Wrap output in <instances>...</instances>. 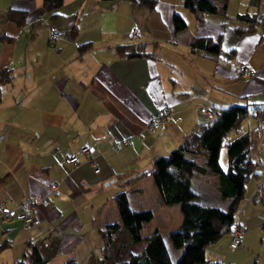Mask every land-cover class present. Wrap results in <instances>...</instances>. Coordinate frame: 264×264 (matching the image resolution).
<instances>
[{
	"label": "crops",
	"instance_id": "obj_1",
	"mask_svg": "<svg viewBox=\"0 0 264 264\" xmlns=\"http://www.w3.org/2000/svg\"><path fill=\"white\" fill-rule=\"evenodd\" d=\"M41 4L0 0V36H7L0 39V67L9 65L14 73L0 100V202L16 207L29 196L51 201L35 207L32 224L0 216V243L7 242L0 249V264L21 258L27 240L39 245L47 264L69 257L79 264H103L107 247L101 228L120 220L116 193H146V185L134 184L133 178L150 179L154 156L168 153L209 119L200 108L264 102V23L241 35L234 29L239 12L264 15V0L252 9H236L232 19L206 13L203 21L183 0H157L153 9L135 10L129 0H63V23L51 22ZM9 7L26 9V22L3 18ZM174 11L187 23L180 31L173 25ZM72 20L78 26L74 37L66 28ZM54 24L59 33L50 45ZM135 27L140 34L130 37L127 32ZM85 41L91 46L79 52ZM132 41L147 42L154 54L129 58L115 52V45ZM216 41L219 50L210 51L207 46ZM245 62L256 74H242ZM162 107L170 111L165 128L148 130L147 123ZM117 142L120 149L114 148ZM83 144L95 146L94 165L81 152ZM69 153L79 157L78 164L65 161ZM219 158L226 168L224 145ZM128 177L132 184L125 183ZM206 179L194 178L195 188ZM153 185L150 193L158 196L159 207L160 193ZM197 191L201 204L219 203L210 193L202 198ZM213 191L219 194L217 188ZM253 194L257 207L250 206L246 214L234 212V220L245 227L241 243L231 247L229 232L223 234H229L235 252L222 248V235L206 247L207 262L264 264V181ZM142 207L154 215L152 202ZM208 250L215 254L207 256Z\"/></svg>",
	"mask_w": 264,
	"mask_h": 264
},
{
	"label": "trees",
	"instance_id": "obj_2",
	"mask_svg": "<svg viewBox=\"0 0 264 264\" xmlns=\"http://www.w3.org/2000/svg\"><path fill=\"white\" fill-rule=\"evenodd\" d=\"M129 1L133 5V10L153 9L157 3V0ZM260 1L252 0V4L259 6ZM183 3L195 14L198 21H203V15L206 13L226 15L228 0H222L220 6L214 0H183ZM62 4L63 0H42L41 5L48 13L51 22H64L59 12ZM2 16L22 25L26 22L27 10L9 7ZM234 18V29L239 35L251 32L259 24L264 23V15L255 12H239ZM172 21L176 31L187 26L185 18L176 11L173 12ZM51 28L59 33L55 24ZM66 28L69 36H76L78 26L75 20L68 23ZM4 38L7 36H0V39ZM195 42L196 39L193 43ZM90 46V41L79 43V52L85 51ZM207 47L210 51L217 52L220 42H212ZM114 49L120 56L129 58L154 54L147 49L145 41L119 43ZM13 78L11 66L0 67V100L3 87L12 82ZM217 109L216 113L208 115V120L185 134L180 144L170 149L168 153L153 158L151 174L162 201L165 204L179 203L181 207L183 216L179 228L168 232V239L174 247L181 248V252L173 258L164 234L157 227L149 235H141V227L153 217V211L148 207L132 208L127 192L122 190L115 195L120 220L109 222L101 228L107 247L103 264H197L208 261L205 255L206 247L228 232L237 205L244 196L247 181L251 175L259 174L256 166L260 160L256 155L259 149L263 148V144L258 143L257 133L261 130L264 133V102H232ZM250 112L257 120V124L253 127L255 133L251 130L240 132L239 123ZM231 131L236 133L229 137ZM223 145L227 153L226 168L222 167L219 158ZM210 176H213L221 199L226 202L224 208L201 204L198 201L200 196L195 188L194 178ZM131 181L129 179L125 183ZM0 216L19 220L14 216L9 218ZM123 228L129 235L124 237L121 234ZM141 241H144L142 248H135L134 245ZM6 244L7 242L0 243V249ZM221 263L213 262V264ZM12 264H47V261L42 256L39 245L33 240H27L22 257ZM60 264L79 263L74 257H69Z\"/></svg>",
	"mask_w": 264,
	"mask_h": 264
},
{
	"label": "rangeland",
	"instance_id": "obj_3",
	"mask_svg": "<svg viewBox=\"0 0 264 264\" xmlns=\"http://www.w3.org/2000/svg\"><path fill=\"white\" fill-rule=\"evenodd\" d=\"M228 3L229 4H228V9H227V14L221 15L224 18H231L232 19V16H230V14L234 13V11H236V9H242L241 11H245L246 7L247 8L249 7V9L257 7V5H254L255 6L254 7L250 4H248L249 3L248 0H228ZM24 38H25V33L22 36V40L20 43L22 45L21 47L24 46ZM256 124H257V120L254 118V116L250 112L240 121L238 129L240 132H243L246 130H251V132L255 133V130L253 129V127ZM235 133H236L235 131H231L228 136L232 137L235 135ZM262 134H264V133H262V130L257 133L258 143L261 142L263 144V148L259 149V151L257 152L258 155H256V157L260 160V162L256 166V170L259 172V174L257 176L251 175L250 179L247 181L244 196L239 201L237 208H236V211H235V214H246V213H248V209L250 206L252 208H254V207H257L256 205H258V202L255 201V199H254L253 192L255 191L258 182L264 181V137H262ZM258 148H259V145L257 146V149ZM199 160H202V158H199ZM128 178L130 179V177H128ZM131 178H133V177H131ZM206 178H207L206 182H205V180H203L202 185L207 184L210 186V188L206 190V189H204V187H202V185L196 184V189H198L201 192L202 198H204L205 195L210 193L211 194L210 199L213 198L212 201H214V202L219 201V203L217 205L222 207V208L225 207V203H226L225 200L221 199L219 194H214L213 187L216 188V186H215L213 178L212 177H206ZM132 182H134V184L135 183H137V184L143 183L146 185L148 190L146 191V193L144 195L140 194L139 192L133 193V192H130V190L127 191L130 206L132 205V208H134V209L138 208L139 209V208H142V205H144L145 202H149V203L152 202L153 205H155L153 217L150 220L146 221L141 227L140 233L142 236L149 235L155 227H158L160 232L164 235H167L169 229L174 230V229L179 228L181 221H182V216H183L180 204L179 203H172V204H169V206H170L169 208H165V203L161 199L162 202L159 203L158 204L159 207H157L158 196L157 195L155 196V194L153 192L150 193V191L152 190L151 186H152V184H154V180H153L152 176L150 177V179H140V178L135 179V178H133ZM194 183H195V180H194ZM130 184H132V183L130 182ZM153 186H154V188H156L155 185H153ZM260 206H262V205H260ZM117 209L118 208H116V210ZM110 213L111 212H108V211L105 212L106 215H110ZM170 225H172V226H170ZM121 234L124 237L127 234L129 235L127 230L124 228H123ZM262 236L263 235H261V234L255 235L257 242L260 241ZM221 238H222V236L218 240L220 241ZM229 240H230L229 234L223 235V239L221 240L222 248H224V249L229 248L227 250L229 253L235 252V249H232L229 247ZM143 244H144V241H141V242L136 243V245H134V247L141 249ZM169 248H170V252H171L173 258H176L177 255L181 252V248L174 247L172 245V243L170 242V240H169ZM206 253H207V256H210L211 255L210 253H213L212 255L215 254L214 251L210 252L209 250ZM211 257H214V256H211ZM246 262H248V259H246ZM197 264H211V263L206 261V262L197 263Z\"/></svg>",
	"mask_w": 264,
	"mask_h": 264
},
{
	"label": "built area",
	"instance_id": "obj_4",
	"mask_svg": "<svg viewBox=\"0 0 264 264\" xmlns=\"http://www.w3.org/2000/svg\"><path fill=\"white\" fill-rule=\"evenodd\" d=\"M127 33L130 37H134L140 34V30L135 27L129 30ZM57 36L58 33L56 32V30L51 28L49 32L50 45L54 44ZM241 70L244 76H252L256 74V69L247 62L243 63ZM200 110L207 115H212L216 113L218 109L210 105H205L202 106ZM169 112L170 111L168 107H162L159 112L150 119V121L146 125V128L150 131L163 130L166 126V119L169 116ZM121 147L122 144L120 142L114 144L115 149H120ZM80 149L87 160L94 165L95 159L92 154L95 151V146L93 144H83ZM65 161L72 164H78L80 160L76 154L69 153L65 156ZM94 170L98 171L99 168L95 167ZM49 204H51V201L49 199L39 196L26 197L22 201H20L16 207H10L4 202H0V215L6 216L8 218L14 216L23 223L29 224L34 221L35 207L38 205L47 206ZM228 232L231 236L230 246L236 247L241 243V238L245 232V227L240 222L233 220L230 223Z\"/></svg>",
	"mask_w": 264,
	"mask_h": 264
}]
</instances>
